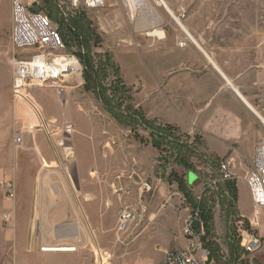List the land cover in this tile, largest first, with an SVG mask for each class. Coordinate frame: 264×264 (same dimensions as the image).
<instances>
[{
    "label": "rangeland",
    "instance_id": "1",
    "mask_svg": "<svg viewBox=\"0 0 264 264\" xmlns=\"http://www.w3.org/2000/svg\"><path fill=\"white\" fill-rule=\"evenodd\" d=\"M164 1L203 49L219 50L217 59L228 62L232 71L254 72L248 85L264 83V0ZM38 7L59 29L66 52L79 57L88 51L95 68L106 62L113 67L107 66L106 77L100 72V83L93 89L85 85L82 71L67 82L64 95L44 85L15 96L9 63L14 54L11 0H0V178L12 180L16 187L13 199L0 196V215H10L0 228V264H84L89 257L101 259L85 198L91 205L85 203L88 212L98 214L107 231L114 224L107 235L115 242H145L134 248V259L144 261L156 253L159 261L167 251L182 247L175 244L186 242L183 221L197 210L205 247L216 264H264V209L254 226L251 201L240 199V184L233 179V174L245 176L247 169L232 167V179L222 180L221 160L206 151L199 136L176 128L171 134L187 149L171 139L160 147L149 129L133 125L127 116V104H145V90L136 92L150 81L148 53L180 48L176 33L182 27L166 10L165 36H146L133 30L116 0H105L97 9L74 10L59 0H38ZM184 48L199 49L192 42ZM119 78L126 93L112 88L119 86ZM28 115L37 122L27 124ZM59 138L67 140V149L55 146ZM40 151L49 157L40 158ZM190 173L200 180L198 185L188 182ZM123 176L129 183H119L117 178ZM125 207L134 215L119 230V213ZM201 209L210 220L207 229ZM70 224L72 235L62 236L60 229ZM245 232L257 239L256 250L243 245ZM46 245L55 251H41ZM64 245L76 250L55 247Z\"/></svg>",
    "mask_w": 264,
    "mask_h": 264
},
{
    "label": "crops",
    "instance_id": "2",
    "mask_svg": "<svg viewBox=\"0 0 264 264\" xmlns=\"http://www.w3.org/2000/svg\"><path fill=\"white\" fill-rule=\"evenodd\" d=\"M218 51L205 50L206 54L197 48H159L149 52L147 72L150 81L145 88H137L136 92L139 95L145 90L146 101L145 104L137 101L136 107L145 110L148 119L172 125L189 136H199L206 151L220 160H228L230 168H244L248 171L255 145L264 139V83L248 85V80L255 73L232 71L228 62L222 63L217 59ZM35 122L37 119L27 116V124ZM39 156L47 159L49 154L40 151ZM236 163L241 165L236 166ZM119 168L123 169L121 166ZM244 177L233 174L236 184H240V199L243 197L247 202L250 196ZM117 179L119 183H129L124 176ZM92 196L94 198L96 195ZM87 200L85 198L86 204L89 202ZM85 203V212L94 230V242L102 256L95 261L89 257L84 264L162 263L164 256L155 261L156 253L149 254L151 257L146 256L144 261L134 259L136 250L145 242L138 246L134 245V241L124 246L115 242L112 235H107L108 231H114V224L107 231L98 214L95 216L96 213L88 212ZM91 215L95 216L94 221ZM71 225L60 229L62 236L64 233L72 235ZM178 245L184 246L185 243L179 240L175 246ZM209 256L207 264H216L213 257Z\"/></svg>",
    "mask_w": 264,
    "mask_h": 264
},
{
    "label": "built area",
    "instance_id": "3",
    "mask_svg": "<svg viewBox=\"0 0 264 264\" xmlns=\"http://www.w3.org/2000/svg\"><path fill=\"white\" fill-rule=\"evenodd\" d=\"M61 4L68 5L71 9L88 8L97 9L105 5V0H59ZM123 8L127 21L133 30L143 32L146 36H159L153 33L160 29L165 36V27L168 22L164 17L166 7L163 0H116ZM142 2L146 3L143 4ZM150 12L144 16L143 10ZM167 12V11H166ZM147 13V11H146ZM168 13V12H167ZM146 28L140 27V19H151ZM148 22V21H147ZM177 32V46L187 47L193 40L189 34L181 28ZM10 44L14 54L9 60L11 66V87L15 96H22L27 89L48 85L54 87L58 95H64L67 82L83 71V65L79 57L73 52L65 51V43L58 28H56L49 16L38 7V0H30V10H23V0H11V31ZM26 54V55H23ZM71 126H67V131ZM49 135V134H48ZM21 142V136L15 138ZM66 139L59 138L55 146L67 148ZM54 146V147H55ZM222 180L232 179L229 162L221 160L219 164ZM250 201L253 207V225L259 223V211L264 209V139L257 142L254 148L252 164L245 177ZM16 187L12 180L0 178V196L11 200L15 197ZM133 210L125 207L119 213V230L126 227V222L133 218ZM10 215H0V228L8 224ZM181 235L185 239V245L169 250L165 253L162 264H207L209 252L204 244L203 222L197 210L191 211L185 217ZM243 245L252 251L259 245L257 239L251 233L243 235Z\"/></svg>",
    "mask_w": 264,
    "mask_h": 264
},
{
    "label": "trees",
    "instance_id": "4",
    "mask_svg": "<svg viewBox=\"0 0 264 264\" xmlns=\"http://www.w3.org/2000/svg\"><path fill=\"white\" fill-rule=\"evenodd\" d=\"M62 36V34H61ZM80 60L84 66V70H83V77L85 80V85L88 88H92L96 85V83H100V72H102L101 77H106L107 76V66L109 67H113L111 62H106V64H102V66L100 67H96L93 64V59L92 56L90 55V53L88 51L85 52H80L78 53ZM116 74V73H115ZM120 82L118 87H112L115 89L117 88V92L115 93H126V89L124 88L123 83L121 82V79L119 78L118 80ZM126 109L128 110V118L132 121L133 125H139L143 124V127L146 129H149L150 131V136L154 142V144L156 143L158 146L161 145L160 147H164L166 145V142L170 141H174L176 143V145L179 147H182L184 149H187L186 145H183L182 142L180 140H178V136L171 134L172 132L175 133V131L177 130L176 127L169 125V124H161L156 122L155 120L152 119H148L146 118L142 112L141 109L133 106L131 104H127L126 105ZM179 134V133H178ZM181 135V134H179ZM187 136V135H184ZM170 143V142H169ZM190 198V196H188V199ZM200 206V205H199ZM201 207V206H200ZM204 209H201V215L202 218L204 220V223L206 224V229H207V224L209 223V219L206 217L207 215H205V212L203 211ZM203 211V212H202ZM205 237V236H204ZM204 240V239H203ZM205 244V242H204Z\"/></svg>",
    "mask_w": 264,
    "mask_h": 264
},
{
    "label": "bare ground",
    "instance_id": "5",
    "mask_svg": "<svg viewBox=\"0 0 264 264\" xmlns=\"http://www.w3.org/2000/svg\"><path fill=\"white\" fill-rule=\"evenodd\" d=\"M141 0H138V2H140ZM143 4H146L144 2H142ZM163 3L166 7V10L167 12L172 16V18L174 19V21L179 25L181 26L185 31H187V29L183 26V24L180 22V20L176 17V15L174 14V12L170 9V7L166 4V2L163 0ZM23 10H30V0H23ZM147 11V13H146ZM143 10L144 12V16H148V14H150V12L148 11V9ZM150 20H152V24H155V19L154 17H152L151 19H145L143 21V18L140 19V27L141 28H146L148 23L150 22ZM148 21V22H147ZM153 33L159 35V36H162L161 34H163L162 30H155ZM187 33L189 34L190 38L193 40V42L196 44V46L202 51V52H205V50L200 46V44L197 42V40L187 31ZM206 53V52H205ZM207 54V53H206ZM211 59V58H210ZM230 83V82H229ZM231 84V83H230ZM232 85V84H231ZM233 87V86H232ZM67 149V148H65ZM55 247H60V248H66L68 252H72V251H75L76 250V247L74 246H67V245H64V246H55ZM53 247V248H55ZM51 246H44V247H41V251H44V252H50V251H55V250H51Z\"/></svg>",
    "mask_w": 264,
    "mask_h": 264
},
{
    "label": "water",
    "instance_id": "6",
    "mask_svg": "<svg viewBox=\"0 0 264 264\" xmlns=\"http://www.w3.org/2000/svg\"><path fill=\"white\" fill-rule=\"evenodd\" d=\"M188 181L190 184H197L200 180L197 177H195L194 174L190 173L188 176Z\"/></svg>",
    "mask_w": 264,
    "mask_h": 264
}]
</instances>
